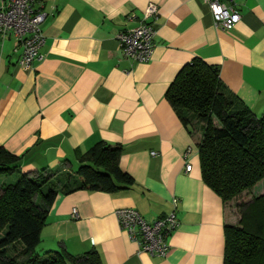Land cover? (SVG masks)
<instances>
[{
  "label": "crops",
  "instance_id": "crops-1",
  "mask_svg": "<svg viewBox=\"0 0 264 264\" xmlns=\"http://www.w3.org/2000/svg\"><path fill=\"white\" fill-rule=\"evenodd\" d=\"M233 1L240 20L225 30L214 25L203 0H42L36 5L46 13L42 58L32 70L18 65L16 39L0 38V147L19 156L20 170H75L78 155L104 141L122 146L119 165L134 179L113 193L58 192L39 252L95 249L102 264H223L224 224L237 223L236 207L202 180L200 132L182 124L165 92L198 57L217 66L225 86L262 113L264 0ZM150 2L158 9L153 51L148 61L132 62L117 36L139 23ZM172 196L178 225L166 255L141 251L115 210L134 208L153 221L172 210Z\"/></svg>",
  "mask_w": 264,
  "mask_h": 264
},
{
  "label": "trees",
  "instance_id": "trees-1",
  "mask_svg": "<svg viewBox=\"0 0 264 264\" xmlns=\"http://www.w3.org/2000/svg\"><path fill=\"white\" fill-rule=\"evenodd\" d=\"M165 98L189 131L200 132L202 180L228 203L264 180V110L257 115L220 80L215 65L194 57L167 87ZM122 146L98 141L78 155L75 170L22 172L19 156L0 147V264H102L90 249L39 252L40 232L58 192L113 193L134 184L119 165ZM44 187L47 190L44 191ZM238 221L224 224L223 264H264V192L235 204ZM8 251H13L9 255Z\"/></svg>",
  "mask_w": 264,
  "mask_h": 264
},
{
  "label": "built area",
  "instance_id": "built-area-1",
  "mask_svg": "<svg viewBox=\"0 0 264 264\" xmlns=\"http://www.w3.org/2000/svg\"><path fill=\"white\" fill-rule=\"evenodd\" d=\"M216 27L229 30L240 20V13L233 0H203ZM42 0H0V38L13 36L21 51L18 65L24 70H32L36 60L42 55L39 50L44 43L42 23L46 13L36 5ZM158 9L152 2L145 7L139 23L118 34L117 39L122 54L132 62H146L150 59L154 47L153 20ZM189 150L184 154L187 157ZM152 154H155L153 152ZM191 164L186 162L185 170L190 171ZM178 199L172 196V210L153 221L146 220L134 208H118L114 214L119 226L135 241L140 250L150 255L164 257L168 251V240L178 225L175 213ZM71 217H79L76 208Z\"/></svg>",
  "mask_w": 264,
  "mask_h": 264
},
{
  "label": "rangeland",
  "instance_id": "rangeland-1",
  "mask_svg": "<svg viewBox=\"0 0 264 264\" xmlns=\"http://www.w3.org/2000/svg\"><path fill=\"white\" fill-rule=\"evenodd\" d=\"M256 111V110H255ZM17 178V175L14 174H10V175H0V184L2 182L5 183H9V182H13L15 181ZM264 189V180H261L259 182H257L251 189H249V193H245V194H241L237 199L233 200V205L235 207V204L237 203V201H244V200H249L251 198V195H259L260 193H262L261 191ZM44 191L47 190V187H44L43 189ZM236 211V208L234 209ZM233 211V212H235ZM8 254L11 255L13 254V251H8Z\"/></svg>",
  "mask_w": 264,
  "mask_h": 264
}]
</instances>
